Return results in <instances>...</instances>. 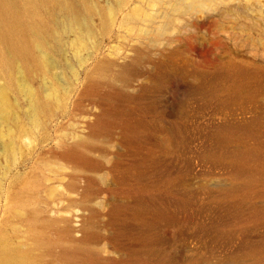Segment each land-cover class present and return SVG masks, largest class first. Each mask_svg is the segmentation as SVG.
Wrapping results in <instances>:
<instances>
[{
	"label": "rangeland",
	"instance_id": "1",
	"mask_svg": "<svg viewBox=\"0 0 264 264\" xmlns=\"http://www.w3.org/2000/svg\"><path fill=\"white\" fill-rule=\"evenodd\" d=\"M194 1L93 0L83 10L91 29L83 46L74 31L61 29L43 65L17 62L9 70L0 62V86L8 84L13 111L10 120L0 114V239L26 246L30 225L45 224L52 245L34 249L33 264H83L85 256L89 264H264V215L253 214L264 208V0H216L237 10L226 15L185 13ZM51 4L38 3L40 20H51ZM178 20L187 26L177 28ZM223 69L230 74L221 83L208 80ZM30 92L49 102L36 119ZM187 106L207 107L193 118L202 133L197 172L159 173L150 159L161 141L172 145L175 123H189L180 116ZM100 109L117 120L92 135ZM140 121L156 126L143 142L124 129ZM72 146L86 163L65 153ZM209 152L216 158L206 160ZM116 154L125 172L112 169ZM207 163L211 173H199ZM248 177L259 191L253 197ZM158 195L195 196L205 209L201 222L231 203L237 211L199 237L180 236L178 224L163 223L160 241L148 248H140L135 227L113 237V204L135 206ZM84 231L89 241L77 243Z\"/></svg>",
	"mask_w": 264,
	"mask_h": 264
},
{
	"label": "bare ground",
	"instance_id": "2",
	"mask_svg": "<svg viewBox=\"0 0 264 264\" xmlns=\"http://www.w3.org/2000/svg\"><path fill=\"white\" fill-rule=\"evenodd\" d=\"M92 1L93 0H0V44L2 46V50L0 51V62L5 64L9 70L14 64L16 65L17 62L25 67L30 64L38 67L43 65L48 58L46 55L48 53L47 51L50 49L52 50L55 44L58 43L60 39L59 31L61 29L74 31L76 34V42L80 46H83L84 36L91 33L83 10L86 8L88 9L87 11H89V8L92 6ZM218 1L222 2L224 0ZM246 1L255 3L258 0ZM40 2L53 4H51V20L49 22L42 21L38 18L37 5ZM200 10L206 11L207 13H218L220 15H226L230 11H237L235 9L219 6L216 0H199L192 2L184 9V12L192 13ZM186 22L178 20L177 28L183 29L187 26ZM30 68L32 69V67ZM229 74L230 73L223 69L212 75L208 80L220 82V80L227 78ZM7 85L3 84L0 86V114H2L3 118L5 117L6 120H10V117L13 116V111L11 109L12 104L8 98L9 95H7ZM143 91L144 89L142 92ZM116 99L117 101L124 102L127 98L116 97ZM29 100L30 112L35 119L49 106V102L43 100L34 92H30ZM217 104L218 103H216V105ZM223 106L226 105L224 104ZM186 108L188 109L183 111L180 116L185 120L187 119L189 123H175L171 129H169L172 130V145L168 147L161 141L159 143L161 148L160 154L150 159L151 163L153 162L154 164V170L159 173L164 174L171 167H178L183 175L197 172L194 153L195 146L198 144L196 141L200 138L199 135L202 133L201 130L193 126V118L197 116V114L200 115L204 112L207 107H204L202 109L203 111H196L191 106H187ZM223 108L225 109V107ZM116 120L117 114L112 110H101L92 125L91 134L97 136L100 134L102 135V132L110 125L114 124ZM124 129L131 133L138 142H143L146 137H149V132L156 130V126L153 122L140 121L132 123ZM217 133H219V131ZM220 135L221 134H219V138H221ZM124 141L128 142L127 139H124ZM218 141H221V139ZM78 144H81V147H85L88 143L82 140ZM65 153L73 158L79 159L83 163L87 162L76 146L69 147V149L65 150ZM204 158L210 160L216 158V154L209 152L204 154ZM144 159L145 157H142L141 161ZM242 163L244 164V161H242ZM209 164L210 163H207L204 167L200 168L198 170L199 173L209 175L212 171V168L208 167ZM111 167L119 173L121 171L125 172L127 169H124L120 165L118 154L113 156ZM127 167L129 169V166ZM246 179L248 183L247 194L250 197L257 195L259 191L251 188L254 185V179L250 177ZM155 198L157 200L153 202L137 199L135 206H128L118 202L113 204L111 206L109 219L114 227L113 237L116 238L121 236L135 227L137 230L136 236L139 238L142 245L140 248H148L160 241L157 235V228L163 223L172 222L178 224L180 236L193 234L192 236L199 237L204 236L207 231L215 230L217 227L216 224L222 216H226V213L237 211L235 205L231 203L228 204L224 210L214 212L210 216L212 217L211 219L201 222L198 217H203L205 209L201 207L200 202L196 200L195 196L190 200L169 198L164 195H158ZM261 213H263V216L264 208H259L253 214L258 215ZM185 217L189 218L185 219ZM130 220L134 222L132 225L130 224ZM44 226L45 224L37 221L30 225L29 234L32 238V242L26 246L11 245L8 242V238L3 236L0 239V264H33V260L35 259L33 250L49 249L52 245ZM90 237L88 231H84L83 235L75 241L77 243H85L89 241ZM213 251L214 250L211 248L202 254L203 259L207 258ZM81 260L83 264L90 263L87 256L83 257Z\"/></svg>",
	"mask_w": 264,
	"mask_h": 264
}]
</instances>
